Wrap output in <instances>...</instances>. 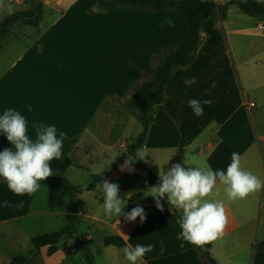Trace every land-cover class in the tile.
Segmentation results:
<instances>
[{
  "label": "crops",
  "instance_id": "0c3cea01",
  "mask_svg": "<svg viewBox=\"0 0 264 264\" xmlns=\"http://www.w3.org/2000/svg\"><path fill=\"white\" fill-rule=\"evenodd\" d=\"M210 1L224 4L220 0ZM4 3L14 11L0 7L3 19L33 7L30 0H4ZM17 5H23L24 9L17 10ZM58 5H62V0H58ZM234 6L237 5L229 7L225 18L218 13L205 21L195 60L173 71L165 101L155 107L154 121L140 149L157 175L176 163L185 168L226 172L232 153L237 152L242 157V169L264 182V18H244V12ZM80 18L96 24L83 26ZM165 18H171L174 27L167 24L161 27ZM255 18L257 24H248L247 21ZM49 19L45 25L26 23L27 27L19 34H13L14 27L24 21L15 22L11 34L0 39V115L8 108L20 112L32 139H35L33 122L55 125L58 132H66L62 157L69 156L72 160L66 177L75 185L85 187L95 175L111 170L123 153L120 148L124 143L120 144L118 134L125 119L114 118L111 106L110 115L114 117L99 118L103 106L114 98L128 102L133 96V84L142 82L146 74L136 65L144 62L155 66L156 57L187 37L189 24L185 16L168 10L130 7L100 10L98 0H74L64 12L61 7L58 12L49 13ZM192 77L197 83L186 86L185 80ZM213 81L217 82L215 88L210 87ZM205 89L207 95H204ZM190 99H211L213 103L204 105V114L198 117L189 107ZM251 101L255 102L254 107H250ZM28 105L32 111H28ZM101 127L106 131H100ZM112 132L114 135H109ZM96 143L98 147L93 148ZM10 147L6 136L0 133V151ZM111 154L110 167L96 170V164ZM133 168L131 173L121 172L118 166L108 180L120 185L125 213L140 204L148 215L157 208L154 199L144 192L155 184L137 162ZM42 187L33 195L18 196L0 177V238L27 241L32 236L29 231L37 229L28 222L32 223L39 215L62 213L54 209V203L50 207L45 203L35 205L38 193H44ZM224 188L217 181L212 195L206 198L223 201L228 217L223 237L211 243V256L217 264H264V187L246 199L235 201L228 199ZM54 191L46 190V197L55 195ZM87 195L91 196V206L100 209L86 216L98 228L110 230L102 238L103 250L118 253L115 264H130L123 252L130 244L105 246L103 240L106 236L118 235L127 241L140 222L139 217L127 222L123 216L102 215L103 194L94 189L79 195L76 209L67 208L64 213L67 220L69 214H77L80 219L79 208ZM5 200L13 205L23 201L24 206L5 208ZM161 203L182 216V209L169 206L166 197ZM82 238L92 240L91 236ZM11 245L16 246L17 242ZM38 253L47 260V247ZM17 257L20 256L11 257L0 249V264H11ZM63 258L66 255L62 252ZM90 259L91 264H97L92 256ZM137 264L203 263L199 251L192 248L169 257L141 258Z\"/></svg>",
  "mask_w": 264,
  "mask_h": 264
},
{
  "label": "clouds",
  "instance_id": "9594fccd",
  "mask_svg": "<svg viewBox=\"0 0 264 264\" xmlns=\"http://www.w3.org/2000/svg\"><path fill=\"white\" fill-rule=\"evenodd\" d=\"M0 7L11 11V5L0 0ZM167 24L174 27L171 18H165L160 26ZM197 83L195 77L185 80L186 86ZM217 82L213 81L211 88L216 87ZM208 90L205 89L204 95ZM211 99L197 100L190 99L189 107L196 116L204 114V105H211ZM28 111H32V106L28 105ZM32 128L35 130V139L28 135L26 119L20 112L8 108L0 115V133H3L10 148L0 151V177H2L8 188L16 195L22 196L25 193L35 194L42 185L38 181H44L53 176V169L50 166L52 160L62 159L63 142L67 138V133L59 131L55 125H45L43 122H33ZM59 136V138H58ZM242 157L239 153L233 152L231 163L226 172L223 170L213 171L200 167L182 166L176 163L167 171L160 170L158 173L159 182L147 189L145 196H151L155 201V206L161 212L164 205L161 201L166 197L167 204L177 209H182L183 214L177 220L181 232L177 235V240L182 241L180 247H184L183 242L203 247L212 243L224 235V230L228 224V217L225 212L223 201H210L206 199L213 193L217 181L224 185L225 192L230 201L246 199L251 193L260 191L264 187L256 175L241 167ZM137 161H145L142 149H136L134 154H130L120 165L121 172L131 173L133 165ZM184 164L185 160L183 161ZM44 186V185H43ZM95 189L103 194V204L106 216L121 217L125 221L134 222L139 217L140 223H144L147 213L144 208L137 204L130 212L125 213L122 204L125 199L119 195L120 185L110 182L103 176L95 183ZM128 193V197H130ZM5 208H23V201L13 205L10 201L3 202ZM153 244L131 245L123 249L125 258L130 264H137V261L145 254L154 251ZM163 251V248L161 249Z\"/></svg>",
  "mask_w": 264,
  "mask_h": 264
},
{
  "label": "trees",
  "instance_id": "16d2710c",
  "mask_svg": "<svg viewBox=\"0 0 264 264\" xmlns=\"http://www.w3.org/2000/svg\"><path fill=\"white\" fill-rule=\"evenodd\" d=\"M231 5H237L244 13L252 17L264 18V0H229L224 4H217L210 0H98L100 10L130 7L147 11L168 10L181 14L188 20L189 32L181 43L168 47L162 55L156 57L155 61L157 63L155 66L144 62L136 65L142 72L152 75V79L149 81L133 84V96L127 102L128 109L133 111L142 125V130L135 142L128 144L122 150L123 153L114 161L112 169L95 175L87 186H78L66 177V172L72 166V160L69 156H64L60 160L54 159L50 162L53 176L44 181H38V183L44 185V187L61 191L67 198L68 208L76 209L80 194L84 191L94 190L95 183L99 182L102 176L108 179L111 173L124 163L128 155L134 154L136 149L142 147L154 121L155 107L162 105L165 101V91L172 80L173 71L177 68L186 67L195 60L202 40L201 33L205 21L218 13H221L222 17L225 18ZM43 10V0H36L30 10L13 12L7 15L0 22V39H4L11 34V26L15 22L24 21L27 24L37 25L42 17ZM137 164L148 172L154 184L159 182L158 175L146 160L137 161ZM6 187L8 188L7 183ZM180 217L181 215L176 209L164 208L162 212L155 209L147 215L144 223H138L127 241L121 236L112 235L106 236L103 243L105 246L116 247H124L127 244L134 247L137 243L153 244L155 246L154 251L145 254L142 258L144 260L169 257L196 248L203 264H217V261L211 256V243L199 247L183 242L184 247H180L182 241L177 240V235L181 232V228L177 223ZM77 220H79L77 214H69L68 225L64 229L33 237V253L37 254L44 247L55 248L63 237L73 236V228ZM20 257L14 258L11 264H30V258L24 256L21 259ZM88 260L91 263V259L88 258Z\"/></svg>",
  "mask_w": 264,
  "mask_h": 264
},
{
  "label": "rangeland",
  "instance_id": "374dc122",
  "mask_svg": "<svg viewBox=\"0 0 264 264\" xmlns=\"http://www.w3.org/2000/svg\"><path fill=\"white\" fill-rule=\"evenodd\" d=\"M31 2H34L30 0ZM74 0H62V5H58V0H43L45 11L44 14L46 17H41L40 21L42 25H45L49 19V13L58 12L59 8L62 7V12H64L73 2ZM223 3H226V0H220ZM25 5H29L28 3ZM238 8L237 6H234ZM24 9V6L17 5V10ZM11 11H14L12 9ZM244 18L252 17L250 15H245ZM44 18V19H43ZM254 18V17H253ZM3 20V17L0 18V22ZM80 24L83 26H87L88 24L96 22H92V20L87 18H80ZM246 20V19H243ZM246 22V21H243ZM248 24H257V18L253 19L252 21H247ZM39 24V23H38ZM27 27V24L25 22H20L14 27V33L13 34H19L22 33L23 30ZM264 31V30H262ZM10 37V36H9ZM31 38V37H28ZM100 54H103L101 51ZM105 56V55H103ZM152 79V75L150 73H146L144 76L143 81H149ZM112 107L114 109V116L110 115L112 113L109 110V107ZM102 114H100L99 118H107L111 119V117L118 118L120 120L121 117H124V127L119 129L118 136L120 137V144L124 143V146L120 149H125L127 147L128 143L135 142L137 136L142 130V125L136 118L133 111L128 109L127 102H125L122 99L114 98L109 103L105 104L103 106ZM126 121V125H125ZM116 131L118 128L115 129ZM100 131H106V128L101 127ZM121 131V132H120ZM114 132V131H113ZM109 135H114V133ZM117 133V132H116ZM98 147L97 143L93 148ZM117 151H115L116 153ZM113 156L111 154L107 158H104L99 163H97L96 170H104L106 168H109L111 165L112 160L110 161V158ZM94 171V170H92ZM82 178L79 180L76 179L77 182H80ZM84 180H87V177L84 178ZM73 183V182H72ZM85 184V182H83ZM43 192L36 197L35 205L45 203L46 207H50L53 203L56 205L55 210L58 212H62L61 214H53L50 216H36L35 219H33V222H28V225H33L37 227L35 232L29 231V235L31 236V239L25 240L24 238L20 239H2L0 238V249L3 250L6 254H8L11 257L21 256L20 258L26 256L31 259L30 264H91L88 260L91 256L95 259L97 264H115L116 258L118 253H111L110 251H104L103 245H102V238L104 235H109L110 230L100 229L97 227V223H95L93 220L88 219L86 215L90 214L94 211H98L100 208L98 206H91L92 200L91 196L87 195L84 198L83 204L80 206L79 211L82 213L80 216V219L75 222L74 228H73V236H65L62 238V240L59 242V244L55 248L47 247L49 250V254L47 256V260L43 259V256L39 255V253L34 254L33 253V245H32V238L38 235H42L45 233H50L53 231H59L64 229L68 225V220L66 215L64 214L65 211H67L68 205H67V199L66 196L57 189H52L49 187H42ZM46 190H55V195H52L46 197L45 191ZM44 198L42 200L41 198ZM62 198V199H61ZM67 206V207H66ZM102 215L106 216L104 207L102 208ZM92 237V240L89 242L87 240H84L82 237ZM83 239V240H82ZM17 242L16 246L11 245V242ZM79 241H81L79 243ZM62 252L66 255V258L62 259ZM12 263V262H11Z\"/></svg>",
  "mask_w": 264,
  "mask_h": 264
},
{
  "label": "built area",
  "instance_id": "2783aa9c",
  "mask_svg": "<svg viewBox=\"0 0 264 264\" xmlns=\"http://www.w3.org/2000/svg\"><path fill=\"white\" fill-rule=\"evenodd\" d=\"M249 105H250V107H254L255 106V102H249Z\"/></svg>",
  "mask_w": 264,
  "mask_h": 264
},
{
  "label": "water",
  "instance_id": "95a60500",
  "mask_svg": "<svg viewBox=\"0 0 264 264\" xmlns=\"http://www.w3.org/2000/svg\"><path fill=\"white\" fill-rule=\"evenodd\" d=\"M33 6H34V2H33Z\"/></svg>",
  "mask_w": 264,
  "mask_h": 264
}]
</instances>
